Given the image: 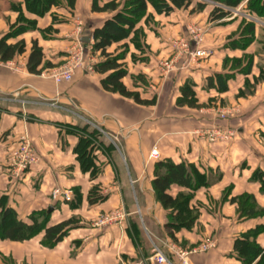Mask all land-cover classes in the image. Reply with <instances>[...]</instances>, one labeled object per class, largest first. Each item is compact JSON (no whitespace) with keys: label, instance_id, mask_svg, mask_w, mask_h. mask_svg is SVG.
<instances>
[{"label":"crops","instance_id":"crops-1","mask_svg":"<svg viewBox=\"0 0 264 264\" xmlns=\"http://www.w3.org/2000/svg\"><path fill=\"white\" fill-rule=\"evenodd\" d=\"M108 1L101 0L99 5L103 6ZM19 3L25 17L36 21V28L9 39L10 44L24 40L27 52L10 61V66L0 67V201L5 207L13 209L24 222L30 223L29 218L33 214H44L49 226L69 219H74V224L65 238L53 246L43 243V233L25 242L0 240V264H156L154 248L165 253L168 264H183L177 252L188 254L185 258L187 264H242L236 256L230 255L234 243L240 234L264 226V217L240 219L237 206L229 201L223 203L221 198L223 192L230 188L229 199L252 194L264 207L260 184L253 180L255 172H264V142L250 141L256 132L264 134L261 133L264 131V111L255 115L253 127L247 119L246 126L245 123L231 124L236 136L229 146L209 144L197 137L196 129L212 127L217 123L213 112L216 101L212 98L220 94L207 90L206 81L209 76L228 72L218 59L219 52L199 65L196 64L199 59L189 65L184 57L175 58L180 51L172 46V40L178 37L171 39L170 33L165 34L164 31H169V26H172L174 32L181 25L179 21L170 22L172 17L164 15H155V20L162 22L160 28L145 22V18L139 24L145 34L144 52L137 50L128 40L109 50L116 56L125 50L126 44L129 46L126 59L121 63L131 76L152 78L160 70V61L174 59L179 64L171 76H178L179 80L171 88L179 91L184 82L191 80L196 85L199 104L204 108L173 106L168 112L167 107L161 115L167 122L158 130L155 123L161 120V116L158 113L155 116L154 108L133 105L130 101L128 106H136L137 113H140L139 125H142L135 123L129 126L126 161L116 155V144L111 142L113 149H109V154L112 159L110 156L107 158L108 150L104 148L98 150L95 157L96 164L101 163L107 170L93 179L77 170L80 164L74 149L79 139L68 134V131H76L69 126L81 125L57 107L65 106L67 111L72 105L80 107L84 116L96 121L110 135L121 133V121L130 116L123 113L125 101L119 94L103 89L101 82L104 75L95 70L87 71L90 65L95 66L102 59L92 52L94 40L89 45L80 41L83 36H93L94 29L112 14L93 13V0L84 4L83 0H78L74 11L63 4L41 18L27 12L24 0H19ZM4 8L0 6V39L9 35L10 25L17 22L11 16L19 15ZM80 13H84L83 16ZM149 14H153V10L150 9ZM55 18L59 20L53 23ZM164 25L165 30H161ZM33 41H37L43 49L45 58L42 66L48 64L51 67L43 69L40 75L31 74L27 69ZM81 46L85 53L84 67L76 71L70 83L57 85L50 77L53 70L66 64ZM222 50L220 45L217 51L223 53ZM164 73L158 72L169 82L170 76ZM238 77L243 78L236 75L234 80H230L229 91L222 96L229 95L235 88L233 83ZM123 81L130 89L141 92L143 99L149 100V88L139 82L134 84L129 77ZM105 130L101 132L105 134ZM23 134H27L32 142L37 163L22 177L14 179L10 173V161ZM132 135L136 140L132 141ZM153 150L158 151L159 160L166 159L176 164L187 162L206 174L214 170L222 176L209 193L215 198L214 205L200 210L199 220L191 231L176 233L177 241L169 234L172 228L168 220L170 212L157 202L152 187L155 161L148 158ZM69 168L75 169L69 172ZM122 169H130V176L126 179ZM58 188L69 191L71 200L54 201L52 193ZM93 190L103 200L90 204ZM181 191L180 187L173 186L170 194L176 197ZM206 196V191L197 192L194 202L204 201ZM120 209L127 215L120 224L103 227L89 224L101 214ZM210 238L216 239L215 250L205 255L192 254ZM258 243L264 246V235Z\"/></svg>","mask_w":264,"mask_h":264},{"label":"trees","instance_id":"trees-1","mask_svg":"<svg viewBox=\"0 0 264 264\" xmlns=\"http://www.w3.org/2000/svg\"><path fill=\"white\" fill-rule=\"evenodd\" d=\"M218 4H223L230 9L239 7L243 2L248 1L246 9L264 18V0H211ZM65 2V3H63ZM78 0H24L26 10L36 15L37 17L46 16L54 7H59L67 4L71 11L76 8ZM151 3V5H150ZM192 2L190 0H126L125 8H120L119 0H109L103 6L94 0L92 5L93 13H110V18L106 19L100 27L94 29V45L92 52L102 59L94 67L95 72L105 77L102 80L103 89L107 92L120 94L125 97H130V92L127 91L123 84V80L127 77L128 71L124 67L122 60L124 56L114 55L109 53V50L114 46L121 44L125 41L130 43L140 52L146 50L144 40V30L139 27V24L144 20L148 22L150 19L149 8H153L157 15L169 16L175 10L188 9ZM15 9L19 12V19L15 25L11 26V32L6 37L0 39V60L3 62H10L17 56H21L27 52V44L24 40H20L14 44L8 41L11 37L17 38L18 36L34 30L36 28V21L28 20L22 10L21 5H14ZM199 9H204L199 5ZM230 11H225L223 8L215 7L211 14L210 20L213 23H218L229 16ZM54 22H58L57 18ZM242 24V23H241ZM242 26V27H241ZM241 35L247 39L246 45H234L235 50L238 48L246 52L249 46L254 43L255 34L257 31L256 25L252 23L242 24ZM52 31V28L50 29ZM261 44L264 41H260ZM242 45V44H241ZM128 47V48H127ZM129 46L126 44L123 52H128ZM43 49L39 46L37 41L32 42L31 53L29 55L27 69L29 73L40 75L43 69L51 68L48 64L42 66L44 62ZM250 57H248L249 59ZM241 59L234 60L232 65H241ZM42 66V67H41ZM228 60L224 59L223 69L228 71ZM243 67V66H242ZM239 70L243 73L244 77H248L252 73L254 67V56L251 55L247 66ZM244 70H246L244 72ZM238 72L228 71L227 73H218L207 77V90H214L219 94H225L229 91V81L234 80ZM195 83L187 80L186 84L181 87L182 94L177 101L180 107H189L194 109H201L199 100L195 91ZM242 94V92L240 93ZM137 104L149 105L150 101H141L135 98ZM201 107V108H200ZM84 131V128L79 129ZM79 132V131H78ZM93 134V133H90ZM79 145L76 149L78 154V162L80 166L88 171L87 168H96L93 142L87 137L80 138ZM92 144V146H91ZM110 150L113 147L109 148ZM92 174V172H91ZM98 174H92L91 178L95 179ZM253 180L263 184L264 186V172L259 170L254 173ZM207 174L202 173L195 165L190 163L176 164L170 160H160L155 164L154 178L152 180V187L155 192V197L158 203L162 205L165 210L170 213L168 220L170 222V236L173 240L177 241L176 233L181 230L191 231L198 222V214H193L194 208L190 206L191 201L194 199V192L203 183L209 186ZM173 186L180 187L183 191L179 192L176 197L170 194ZM264 188V187H263ZM96 189V188H95ZM188 192V193H187ZM103 197L99 196L95 190L91 192L90 204L100 202ZM229 197L225 198L227 200ZM232 204H237L238 214L240 219H255L264 217V208L258 203L256 197L252 194H243L238 198L230 199ZM0 240H11L14 242H25L38 236L44 235L43 243L46 246H53L62 241L68 234L69 229L74 224V219H69L60 222L56 225L49 226L48 222L44 220V214H33L30 216V223L20 220L11 208L5 207L2 200L0 201ZM264 231V226H259L256 229L250 230L240 238H237L234 243L233 255L241 261L242 264H264V257H259L264 249L260 247L257 238ZM236 253V254H235ZM239 253L238 256L237 254ZM259 257V258H257ZM253 261H255L253 263Z\"/></svg>","mask_w":264,"mask_h":264},{"label":"rangeland","instance_id":"rangeland-1","mask_svg":"<svg viewBox=\"0 0 264 264\" xmlns=\"http://www.w3.org/2000/svg\"><path fill=\"white\" fill-rule=\"evenodd\" d=\"M86 1L89 2V0H83V4L86 3ZM97 1L99 4V2L101 0H97ZM156 1H158V0H156ZM190 1L192 2V4L188 9L175 10L172 14L169 15L172 17L170 19V22L179 21L181 28L178 27L173 32L172 26H169V31H168V29H166V30L164 29V28H166V26L164 25V27L161 28V30H165L164 31L165 34H167L169 32L171 39L174 37L175 38L178 37V38L172 40V46L177 48L175 50L178 51V49H179V51H180V55H177L175 58L184 57L185 60H188L187 64L190 65V62L193 63L194 59L192 58L191 55L186 54L185 49L183 48L184 47L183 44L188 43V46H190V48H191L190 49L191 52L195 51L196 49L207 50L210 52V55L207 58L199 59V61L196 64L199 65L204 60L212 59L213 57H215V55H213V54H217L219 52L217 54V56L219 57L218 59L221 60L222 66H223L224 59H227L228 60V66H227L228 71L235 72V73L238 72L240 75L243 76V78L238 77L237 81L235 83H233L235 88L232 91H230L229 95L222 96L220 94V95H218L216 97L214 96L212 98V99H214V101H216V104H215L216 107H213V112L216 114V120H215V121H217L216 125L212 126V127H204L201 129H196V133H195L198 138H201L203 141L208 142L209 144L228 145L229 146L230 144L234 143L235 139H233L229 142H225V143H222V142L213 143L209 140V138H207V136H205V137L202 136L201 133L205 132L209 129H218V128H221V129L227 130V131H235V129L232 128L231 124H241V123L244 124L246 119L249 120V122L251 121L250 126L253 127L254 121H255V118H254L255 115H257L261 111L262 112L264 111V45H263V43L261 44V42H260V41H264V18L263 17L259 18V16L254 15L253 13H251L250 11H248L246 9L248 1L243 2L239 7L235 8V9H230L223 4H218V3H215L211 0H190ZM93 2H94V0H93ZM1 5L3 8L7 7V9H10V10L14 11V13L19 14L17 9H15V7H14V5H18V6L21 5L19 3V0H0V6ZM119 5H120L121 9L125 8L126 0H119ZM150 5H151V3H150ZM199 5H202L204 9H202V10L199 9ZM215 7L223 8L225 11H230L232 14H231V16H229V17H227L221 21H218V23H213L210 20V14ZM4 9H6V8H4ZM150 9L153 10V14H150L151 16H150V19H148L149 20L148 22H151L152 24H154L155 26H158L160 28L162 26V22L160 20H158V21L155 20V15H157V14L155 13L153 8L150 7L149 11H150ZM29 14H31V13H29ZM83 14L84 13H80L81 16H83ZM85 14H88V13H85ZM85 16H87V15H85ZM158 16H160V15H158ZM15 18L18 21L19 15L17 17L11 16V19L14 20ZM57 20H59V18H57ZM241 23L242 24L252 23V24H255L256 28H257L254 43L249 46V48H248V50H246V52H244L243 50H241L239 48L237 50H235V48H234V45H236V44H239L240 46L246 45L247 39L240 36L241 35V28L239 26L242 25ZM13 25H15V24H13ZM10 26H12V25H10ZM184 29H185V31H184ZM78 33H80V32H78V29H77V34ZM81 33L82 34L84 33L83 30L81 31ZM143 42H144V40H143ZM220 45H222L223 53H221L220 51H217V48ZM120 49L121 48H119V50ZM121 55L124 56L126 59V56H127L126 52H122ZM251 55L254 56V67L252 69L251 75L248 77H244L246 75H244L243 71L241 72L239 69L242 66H243L242 67L243 69L247 66V63L250 60ZM71 57H72V55H71ZM248 57H250V58L248 59ZM97 58H99V57H97ZM156 58H157V60L159 59V57H156ZM239 59L242 60L241 65H237V66H236V64H235V66L232 65L234 60H239ZM178 64L179 63H176L174 59H166V60L159 62V68L162 71L158 70V72H159V74L160 73L162 74L164 72L167 73L168 76H170V78H171L169 80V82L166 81V77L163 78L161 75L159 76L157 71L155 72L156 75L154 77L146 78V77H141V76H137V75L131 76L130 72L127 70L128 71L127 77L132 79V82H134V84L139 82L143 86H146V88L150 89V91L148 90V96H149L148 99L149 100H147V101H150V103H149V105H146V107L147 108H150V107L154 108L155 116H157V113L159 114V116H161L167 107H169L168 112L171 111V108L173 106L179 107L177 105V101H178L179 97L181 96L182 91H181V89L178 91L175 88H171V87H174L173 83L176 82V80H179L178 76L177 77L171 76L172 72L175 70V68L177 67ZM202 67H203V65H202ZM245 71L246 70H244V72ZM123 84L126 87L127 91L130 92L131 96L125 97V96H122L119 94L123 98V101H125V102H123L122 110H123V113H127L130 116H128V117L125 116L126 118L121 121L122 122V124H121L122 131L120 134H118L116 136H114L112 134L110 135V133L108 131H106L105 129H103V127H101L96 121H93L92 119H89L88 117L84 116L82 114V112L80 111V107L72 105V106H69L68 111L66 109H64L65 106L64 107H60V106L57 107L58 108L57 110L61 111V113H64V114L69 113L70 117H74L76 119V121H78L80 123L81 127L80 126H78V127L69 126V129L71 128V129H74L76 131L71 132V133H69V131H68V134L74 135L75 137H77L79 139V141L81 140L80 138H84V137H87L90 141H92L93 145L95 144L94 147H96L95 151H94V157H96L98 150H100L101 148L102 149L104 148L105 151L108 150V153L106 155L107 158L110 156V158L112 159L111 155L109 154V152H110L109 148L113 147L111 145V142L116 144L115 152H116V155H119L120 159H122L123 161L124 160L126 161V156H128L127 148L129 147L128 141H129L130 137L127 136V134L131 130L130 129L131 127H129V126H131L132 124H135V123L137 125L140 124L139 123L140 122V119H139L140 113L139 112L137 113L136 106H133V105L136 104V105H139L141 107H145V105H143V104H137V102H135L136 101L135 98L137 97L141 101H145V99L142 98L143 96H142L141 92L130 89L124 83V81H123ZM185 84H186V82L183 83V86ZM241 92H242V94H240ZM196 95H199V94H197V92H196ZM130 101L133 103V105L131 104V106H128V105H130V104H128V103H130ZM200 105L202 106V108H204L203 107L204 105H202V104H200ZM208 108L211 109V107H208ZM160 118H161V120H157L155 123V125L158 127V130H161V128L167 122L166 118H164L163 116H161ZM225 122H226V124H225ZM141 125H139V126H141ZM244 125L246 126V123ZM82 128H84V131L79 130ZM235 128H236V126H235ZM101 130H105V134H103V132H101ZM90 133H93V134H90ZM256 133L257 134L250 141L251 142H256V141L257 142H260V141L264 142V136H263L264 134L259 135L258 132H256ZM261 133H264V131L263 132L261 131ZM133 140H136L134 135H132V141ZM78 145L74 149V153L77 155V158H78V154L76 152V149H77ZM91 146H92V144H91ZM154 151L156 152L155 156L153 155ZM112 156H113V154H112ZM148 159L149 160L153 159V161H155V164H156L158 161H160L159 159H161V158L159 157L158 151L153 150L150 153V156ZM164 160H166V159H164ZM185 163H187V162H185ZM74 169L75 168H69L67 170L69 172H72V170H74ZM149 169H151V168H149ZM154 169H155V165H154ZM67 170L65 172H67ZM77 170L79 172H82L85 175L91 176L94 173L95 175L98 174V176H100L101 174L105 173L107 168L103 167V165L100 163V164H98V167H96V168H92V167L87 168L88 171H85L81 166ZM91 172H92V174H91ZM202 173H204V172H202ZM24 174H26V173H24ZM122 175H124V178L125 177L127 178V176H130V169H122ZM153 178H154V172H153ZM207 178L209 180L208 183L210 185L206 186L202 183L201 186L193 194L194 199H195L197 192L206 191V195H207L206 198L207 199L205 198L204 201L197 200L196 202H194V199H193L191 201V204H190V206L192 208H194L193 214L194 215L198 214L199 217H200V210H202L203 207L208 209L209 207H212L214 205L213 200L215 198L209 196V193H211L210 192L211 188L214 187L217 182L221 181L222 176H221V173L219 171L214 172V170H212L209 174H207ZM259 184H260V192H261V194H264V188H263L264 186L261 183H259ZM56 190H59V191L64 192V193H69V191H66V190L63 191L59 188ZM231 192L232 191L230 190V188L226 189L223 192V196L221 198V201L223 203H225L227 201L230 202L229 198L227 200H224V199L227 198V196H230ZM53 193H54V191H53ZM228 194H230V195H228ZM238 197H240V196H236V198H238ZM232 198H235V197H232ZM60 199H62V198H59L58 200H60ZM54 201H55V199H54ZM235 205L237 206V204H235ZM259 205L261 207H263L260 203H259ZM120 211L122 213H124L125 219H126L127 218L126 213L121 209H120ZM237 212H238V207H237ZM114 213H116V211L113 210L109 213L101 214L96 219L89 221V224L92 226H95L97 221H99L100 219H103L104 217H106V215H112ZM262 235H264V231L262 233H260V235L258 236L257 242ZM241 236H242V234H240V236H238V238H240ZM210 244L214 245V247L209 249L208 251H205L202 253H197V254L198 255H205V254L210 253L213 250H215L216 239H213V238L205 240L200 246L210 245ZM260 247L262 249H264V246L260 245ZM230 255L232 256L233 252ZM237 255L241 256V255H239V253ZM259 257H261V258L264 257V251ZM259 257H257V258H259ZM254 262L255 261H253V263Z\"/></svg>","mask_w":264,"mask_h":264},{"label":"built area","instance_id":"built-area-1","mask_svg":"<svg viewBox=\"0 0 264 264\" xmlns=\"http://www.w3.org/2000/svg\"><path fill=\"white\" fill-rule=\"evenodd\" d=\"M186 54H189L192 56V58L195 59H204L207 58L210 55V52L207 50L202 49H196L195 51L191 52L190 46H188V43L183 44ZM66 64L63 66L56 68L53 70L51 74V78L55 81L57 85H61L63 83H70L76 71L80 67H84L85 64V53L84 49L78 48L72 53V57L70 58ZM10 62H3L0 60V67H8L10 66ZM95 66L90 65L87 68V71H94ZM202 136H207L209 140L213 143L217 142H229L234 139L236 136L235 131H227L223 130L221 128L218 129H209L205 132L201 133ZM156 152H153V155L155 156ZM153 156V157H154ZM35 163H37V156L34 151L32 142L27 134H23L20 136L18 140V148L16 151H14V154L12 155L11 161H10V171L11 175L14 179H18L23 176L24 173H26ZM53 198L55 200H58L59 198H62L64 201H70L71 200V193H64L59 190H54ZM125 220V215L120 210L116 211V213L112 215H106L103 219H100L95 224L96 227H102V226H108L113 224H120L122 221ZM214 245H202L198 248L194 249L192 251V254L202 253L205 251H208L209 249L213 248ZM154 260L156 264H168V259L165 255V253L159 249L154 248ZM177 254L182 258L183 264L186 263V256L187 253L184 252H177Z\"/></svg>","mask_w":264,"mask_h":264},{"label":"water","instance_id":"water-1","mask_svg":"<svg viewBox=\"0 0 264 264\" xmlns=\"http://www.w3.org/2000/svg\"><path fill=\"white\" fill-rule=\"evenodd\" d=\"M93 40H94V37H93V36H83V37H81V39H80V41H81L83 44H86V45L91 44Z\"/></svg>","mask_w":264,"mask_h":264}]
</instances>
